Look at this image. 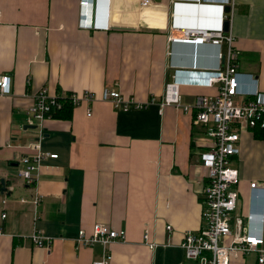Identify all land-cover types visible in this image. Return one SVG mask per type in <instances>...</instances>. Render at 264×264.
Wrapping results in <instances>:
<instances>
[{"label": "crops", "instance_id": "obj_1", "mask_svg": "<svg viewBox=\"0 0 264 264\" xmlns=\"http://www.w3.org/2000/svg\"><path fill=\"white\" fill-rule=\"evenodd\" d=\"M79 1L0 0V76L11 78V92L0 97V264H92L102 245H78L75 237L95 222L125 230L109 244L110 264H193L180 243L185 230L201 226L206 168L191 112L156 104L122 112L97 100L47 119L39 145L58 156L30 185L18 159L33 151L37 133L23 128L24 109L43 87L52 95L110 88L146 100L161 97L174 77L206 83L203 71L224 67L217 53H226V43H172L169 34L175 26L217 29L225 14L242 86L250 89L253 76L264 92V0H232L229 13L227 0H92L91 28L79 26ZM180 92L192 104L217 86ZM263 134L242 132L233 160L241 213L253 209L249 182L264 184ZM254 193L262 198L261 189ZM34 229L53 238L50 249L33 244ZM228 264L259 263L250 252L231 253Z\"/></svg>", "mask_w": 264, "mask_h": 264}, {"label": "built area", "instance_id": "obj_2", "mask_svg": "<svg viewBox=\"0 0 264 264\" xmlns=\"http://www.w3.org/2000/svg\"><path fill=\"white\" fill-rule=\"evenodd\" d=\"M232 0L227 4L232 5ZM79 26L92 27V0H80ZM228 15L225 14V18ZM223 23V20H222ZM172 43L204 44L210 43L220 46L227 45L225 54L217 53L223 68L203 71L206 83L190 82L174 77L164 86L161 97L149 96L146 100H139L133 96H125L121 92L104 88L98 95L91 91H71L64 94H50L45 87L33 95L32 103L24 109V125L34 126L31 130L37 133L32 143V152L18 159L19 175L24 182L35 185L39 177L41 165L46 159H56L57 154L46 153L41 150L39 140L42 138L43 123L47 119L56 118L55 115L64 108L72 109L93 101L108 102L116 111L129 112L146 110L156 104L162 109L164 106H174L184 112L192 113V125L199 127L198 145L204 148L199 154L202 166L206 168L205 180L201 190V226L198 229H187L183 233L180 243L187 258L202 259V264H228L231 253L257 254L259 264L264 263L263 220H264V184L250 181L249 189L253 209L247 213L238 212L239 176L233 164L234 157L239 153V141L242 132L255 128H264V92L259 90L255 78L250 89L241 84V73L237 69L238 51L233 46L234 38L230 32H225L220 26L217 29H207L203 26H175L169 34ZM193 84L195 86H217V93L213 95L197 96L192 104L182 102L180 87ZM11 92V78L0 76V97ZM87 116H91L90 107ZM262 190L257 196L254 190ZM41 196L34 194L31 201L34 207ZM261 198V199H260ZM6 213H0V219ZM170 229V225H167ZM0 233L2 227L0 226ZM34 245L50 249L53 238L45 236L39 229L30 234ZM143 237L148 240V232ZM125 238V230L110 227L101 222H95L89 233L79 228L75 237L78 245L92 246L100 243L104 249L101 258L92 264H110L111 252L109 244Z\"/></svg>", "mask_w": 264, "mask_h": 264}, {"label": "water", "instance_id": "obj_3", "mask_svg": "<svg viewBox=\"0 0 264 264\" xmlns=\"http://www.w3.org/2000/svg\"><path fill=\"white\" fill-rule=\"evenodd\" d=\"M199 1L203 2L202 0H199ZM194 3H196V1ZM230 10H231V8H230V5L229 4L224 5V8H223V12L224 13H229ZM222 29L225 32H228L229 31V20L228 19H224L223 20ZM23 128L24 129H32V128H34V126L24 125ZM0 183L5 187V181L3 179L0 181Z\"/></svg>", "mask_w": 264, "mask_h": 264}, {"label": "trees", "instance_id": "obj_4", "mask_svg": "<svg viewBox=\"0 0 264 264\" xmlns=\"http://www.w3.org/2000/svg\"><path fill=\"white\" fill-rule=\"evenodd\" d=\"M71 110H73L72 109V107L71 106H64V108L62 109V110H60L56 115H55V117L56 118H58V117H64V113H66V112H68V111H71ZM261 130H263V133H264V128L263 129H261ZM263 137H264V134H263Z\"/></svg>", "mask_w": 264, "mask_h": 264}, {"label": "rangeland", "instance_id": "obj_5", "mask_svg": "<svg viewBox=\"0 0 264 264\" xmlns=\"http://www.w3.org/2000/svg\"><path fill=\"white\" fill-rule=\"evenodd\" d=\"M190 262L193 263V264H199V260L197 259H192V258H189Z\"/></svg>", "mask_w": 264, "mask_h": 264}, {"label": "clouds", "instance_id": "obj_6", "mask_svg": "<svg viewBox=\"0 0 264 264\" xmlns=\"http://www.w3.org/2000/svg\"><path fill=\"white\" fill-rule=\"evenodd\" d=\"M92 26H93V23H92Z\"/></svg>", "mask_w": 264, "mask_h": 264}]
</instances>
